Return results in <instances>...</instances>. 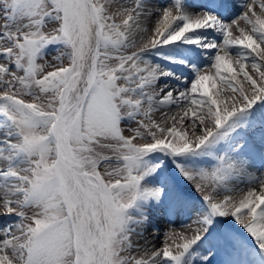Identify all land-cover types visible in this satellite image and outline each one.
Segmentation results:
<instances>
[{"label":"snow or ice","instance_id":"6c2138e0","mask_svg":"<svg viewBox=\"0 0 264 264\" xmlns=\"http://www.w3.org/2000/svg\"><path fill=\"white\" fill-rule=\"evenodd\" d=\"M111 3L0 0V216L12 221L0 264H264V0H244L231 19V0H126L109 14ZM142 17L154 21L147 40ZM137 34L143 46L129 52ZM53 49L55 64L44 59ZM209 61L214 74H202ZM172 106L194 141L175 126L161 138L150 113ZM243 177L238 201L217 198ZM157 210L195 213L191 237L168 230L162 250L134 244Z\"/></svg>","mask_w":264,"mask_h":264},{"label":"bare ground","instance_id":"6f19581e","mask_svg":"<svg viewBox=\"0 0 264 264\" xmlns=\"http://www.w3.org/2000/svg\"><path fill=\"white\" fill-rule=\"evenodd\" d=\"M238 1H240L239 5H236V7L234 9H231L230 11H228V10L225 11L223 13V15L229 16V15H231V13H235L234 11H237L240 8V5L244 3V0H238ZM125 2L120 1L119 3L125 4ZM189 2L192 4H196L199 2V0H189ZM159 5L168 6V0H152V4H151L152 7H158ZM127 6H130V5H127ZM243 10L244 9L241 8L239 11H243ZM256 10H257V12L259 11L258 8ZM224 18L228 19V17H224ZM231 18H229V19H231ZM117 22H120L119 17L117 19ZM141 25L148 27L150 29L146 33L149 37H151L153 35L151 29L154 27V21H148L142 17L141 18ZM240 27L245 28L246 31L249 30V27L247 25H245L243 22H240ZM147 35H145L144 37H147ZM239 35H240L239 31L233 29L232 36L236 37ZM139 36L140 35L137 34V38H139ZM147 38H145V40H147ZM142 46H143V43L140 41V42L136 43L134 47H131L128 50H129V52L138 51ZM262 47H264V46H262ZM176 51L181 52L182 49H177ZM233 51H235V49ZM212 53L214 55L215 50H212ZM220 54L223 55V51H221ZM152 59L155 60L157 63L161 64L164 68L171 69L172 71L176 72L177 74H182L185 77H190V75H191L190 71L188 69H186L183 65L169 64L166 60L160 59V57H157V56H153ZM0 62H2V61H0ZM261 62L264 63V61H261ZM245 64H246V71H248L249 75H252L253 78H258V75L251 68V62L246 61ZM233 67L238 74L237 79L243 83V77H242V75L239 74L238 66L234 63ZM204 72H207L208 74H214L215 69L211 68V62L210 61L208 62L206 68H204L202 66V74ZM225 75H227V73H225ZM216 83H217V91H219L221 98L224 100L225 104L229 108H231L232 104H231L230 98L234 94L231 92L230 89H228L226 86L222 85L219 80H217ZM188 86H190V83ZM158 90L159 89H157V91ZM181 90H183V89H181ZM174 95H175V93H174ZM145 107H147V105H145ZM194 110L198 111V109H194ZM182 115H183L182 109L177 108L176 106H172L171 108L160 107V108L155 109L154 111H152L150 113L151 120L154 121L155 124L158 125L160 128L165 129V133L161 138L168 139L167 138L168 135H167V131H166L167 128L175 126L178 131L186 133L188 139L194 141L195 136L192 134V129L190 127H188V121L185 120L183 124L179 122L180 117ZM190 116H191V114H190ZM172 117H176V122H174L171 119ZM157 134H158V136L160 135L159 132H157ZM197 134H200V133H197ZM168 137H170L171 140L174 139L171 136H168ZM250 171L253 172V174L256 175L257 177L261 175V173L256 172L255 169H250ZM262 171H264V170H262ZM247 179H248L247 177H243L242 178L243 182L235 181V182L229 184L228 187L230 189H232V191L225 192L222 190L221 195L218 196L217 198L223 199L224 195H230L234 200L238 201L244 194H246V191L249 187V184L247 183ZM189 198L191 199L190 196H189ZM191 200L193 202L197 201L196 199H191ZM194 216H195V213H188V212H184V211H181L177 215H165L162 213V211H159V210L154 211L152 214V226L149 227L146 232H144L143 237L133 236L132 237L133 243L143 246L147 242V245L149 248H152V246H155L156 249L162 250L164 239H165L164 234L168 230H172L175 232H181V233H184L186 236L191 237L192 230L188 227V225L191 224L192 219L195 218ZM10 223H11L10 218H8L6 216H0V229L7 227ZM192 227L194 228L195 225H193ZM0 238H2V236H0ZM160 243H161V245H160ZM169 243H171V241H169ZM157 245H160V246H157ZM207 247H208L207 244H204V243L201 244V248L204 249L205 252L207 251ZM173 248H175L174 245H173ZM136 255H139V254L137 253ZM216 264H220V262L218 261Z\"/></svg>","mask_w":264,"mask_h":264},{"label":"rangeland","instance_id":"374dc122","mask_svg":"<svg viewBox=\"0 0 264 264\" xmlns=\"http://www.w3.org/2000/svg\"><path fill=\"white\" fill-rule=\"evenodd\" d=\"M116 0H112V3L111 4H107L106 5V7H107V9H108V12H109V14H112V13H115V12H117V10H118V8H117V4H116V2H115ZM120 4V3H119ZM119 16H117L116 18H118ZM143 26V25H142ZM139 35H141V34H139ZM143 36H145V35H147V33L145 34V33H143L142 34ZM147 37L149 38V36L147 35ZM147 37H144V39L145 38H147ZM138 42H140V39L139 38H137V43ZM56 53H55V50H52V51H49L48 52V54L45 56V60H47L49 63H52V64H55L56 63V61L53 59V57H54V55H55ZM3 62V61H2ZM40 63H44V60H41V61H39ZM64 63L65 64H67V61H64ZM48 70H51V68H49ZM25 99H28V100H30L31 98H28V97H26ZM146 121H147V123L149 122L147 119H146ZM153 131H156V132H158L157 131V129H153ZM158 135V134H157ZM167 138H168V140H171V138L170 137H168L167 136ZM144 142H150V138H149V141H145V140H142V139H140V138H136L135 140H134V143H144ZM98 151H101L103 154H110V153H108V151L107 150H105V149H97ZM101 171H103V167L101 166V169H100ZM202 194V193H201ZM28 214L29 215H31V212L29 211L28 212ZM160 245H161V243H160ZM160 245H157V246H160ZM173 252H175V248H173ZM134 254H137V253H134Z\"/></svg>","mask_w":264,"mask_h":264}]
</instances>
